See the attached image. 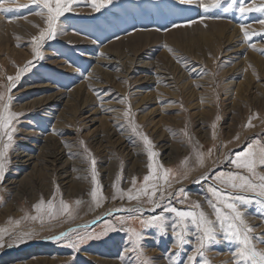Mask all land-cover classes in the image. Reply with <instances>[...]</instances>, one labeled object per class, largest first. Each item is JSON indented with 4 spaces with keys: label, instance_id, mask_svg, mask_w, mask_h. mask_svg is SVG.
Instances as JSON below:
<instances>
[{
    "label": "rangeland",
    "instance_id": "rangeland-1",
    "mask_svg": "<svg viewBox=\"0 0 264 264\" xmlns=\"http://www.w3.org/2000/svg\"><path fill=\"white\" fill-rule=\"evenodd\" d=\"M10 2L28 7L0 13V91L5 90L8 77L33 60L31 38L46 27L30 0ZM253 2L259 5L264 0H245V6ZM238 7L239 0H221L208 11L197 0L190 4L112 0L96 12L82 0L60 19L56 37L41 49L44 59L33 61L11 91V111L22 115L14 121L9 163L0 182V228L9 229L3 238L5 246L0 247V264H187L197 243L194 228L190 227L188 242L178 249L170 227L173 214L164 213L168 228L162 234L140 223L162 209L153 212L152 205L142 203L140 212H129L136 200L112 198L118 174L119 187L127 191L133 177L139 187L149 171L146 146L123 113L130 104L138 131L148 136L158 154L156 162L173 169L176 179L167 191L183 187L187 193L184 203L173 198L171 206L188 209L191 202L199 201L214 218L207 203L211 199L207 187L216 183L213 177L235 171L247 174L225 157L250 143H264V24L259 22L264 12L241 15ZM241 24L250 34H259L245 40ZM109 57L116 62L107 61ZM160 72L171 80L162 81ZM250 117L252 126L246 127ZM85 146L96 161L105 197L99 207L90 196L91 160ZM197 151L204 153L203 166L197 162ZM55 152L60 154L51 161ZM257 170L264 173V167ZM202 175L208 179L196 183ZM72 180L81 189L70 187ZM54 193L57 205L61 198L69 202L72 218L65 214L43 223L21 220L25 214L36 215L33 205L41 198L49 201ZM75 201L82 203L76 206ZM241 210L255 233L264 234V206L253 199ZM109 224L114 230L105 232ZM70 228L94 238L75 249L68 246L69 238L46 239ZM129 229L143 237L142 255L130 251L136 237ZM21 232L32 235L17 242ZM70 237L75 239V234ZM9 243L13 246L8 247ZM257 247L264 249V244ZM233 250L231 242L218 237V242L207 246L204 260L233 264ZM196 264H202L200 257Z\"/></svg>",
    "mask_w": 264,
    "mask_h": 264
},
{
    "label": "snow or ice",
    "instance_id": "snow-or-ice-1",
    "mask_svg": "<svg viewBox=\"0 0 264 264\" xmlns=\"http://www.w3.org/2000/svg\"><path fill=\"white\" fill-rule=\"evenodd\" d=\"M31 4L36 5L38 8L37 14L42 16L45 20L46 27L42 29L38 35L31 38L32 51L34 53L33 60L27 61L22 68H19L14 77H8L9 83L4 85V91H0V182L3 181L6 172V166L9 163L7 156L8 150L13 143L14 133L16 131L14 121L18 120V117L22 113L11 111V102L13 97L11 91L14 89L31 67H33V61L43 60L42 47L46 41L54 39L57 35L58 25L60 19L65 16L66 13L73 11L74 6L82 2V0H30ZM84 3H90L93 11H100L112 2V0H83ZM199 7L205 11L217 8L221 4V0H197ZM235 3V0H233ZM182 4H190L192 0H180ZM27 4H20L10 2V0H0V13H9L13 9L26 8ZM227 10V9H226ZM238 12L241 15H245L250 12H264V3L257 5L251 3L250 6H245V0H239ZM264 24V20L259 21ZM191 23V21L189 22ZM180 25H173V27H179ZM241 31L244 34L245 40H249L251 35H258L259 33L252 32L245 25L241 24ZM167 47V45H165ZM255 48L254 45H252ZM260 50V49H256ZM172 51V49H169ZM264 51V50H262ZM178 61L181 60L177 57ZM122 102H126V98ZM123 116L127 121L131 130L138 135L144 145L146 146V152L148 155L149 163L147 164L148 173L143 177L142 184L136 186V178H132V188L127 191L119 187L121 176L118 174L116 182L113 184L115 193L113 199L136 200L137 205L134 209H128L129 212H140L142 203L152 205V211L156 209H162L159 215L152 216L148 219H142L141 225L144 227H156L163 234L168 228V217L164 213L173 214L171 217V229L172 235L175 237V247L180 248L186 242L190 235V227L195 229L192 233L195 236L197 243L194 246L193 252L187 258V264H196L197 257H200L202 264H206L204 260V254L207 246L213 242H218V237L223 240L231 242L234 246L232 252L233 264H264V249H259L257 244H264V234H256L254 228L249 225L245 219V212L241 210L242 206H246L255 202L264 206V173L258 172L259 167H264V143H250L247 147L241 151L236 152L232 156H226V160H230V163L234 165L236 169H243L247 174H242L239 171L229 172L227 174L220 173L213 177L215 184H210L207 187L208 193L211 194V199L207 201L209 207L212 209V217L206 213L199 201L191 202L188 209H178L175 206H171V199L176 198L180 203H184L188 197L183 187L178 188L175 192L167 191V188L171 187V181L176 179V175L171 168H165L162 164L156 162L155 157L158 155L152 150V142L148 136L138 131V125H136L134 118L131 115V105L124 111ZM219 119V117H218ZM251 117L246 127L251 125ZM215 128V125H213ZM55 131V129L53 130ZM188 135L187 132L184 133ZM215 138V132H213ZM239 137H235L238 139ZM83 141L81 144L83 145ZM85 153L91 160V176L93 188L90 192L92 202L96 207H99L102 201L105 199L103 196L102 186L97 180V172L95 168L96 161L91 156L90 151L85 146ZM71 154V153H70ZM211 149L209 150V155ZM196 159L200 166L204 165V153L196 152ZM188 158L182 164H187ZM184 179L187 178L185 173ZM207 175H202L196 183L207 180ZM179 182V181H177ZM222 185L223 187H218ZM231 189L232 192L227 190ZM58 191V188H57ZM235 193V194H233ZM251 194V196L246 195ZM146 198V199H142ZM165 201H168L165 204ZM2 202V201H0ZM82 201L73 202L78 206ZM36 210V215L30 216L25 214L21 220L28 221H40L43 223L46 219L52 220L57 216L68 215L72 218L73 208L69 202L64 201L62 198L55 203V193L53 198L45 202L43 198L39 202L33 205ZM10 223L19 224L20 220ZM114 230L112 225H106L104 231ZM130 232L136 237L133 241V248L130 251H136L142 255L140 248V241L143 237L137 233L134 229H129ZM9 234L8 228H0V247H4L3 238ZM70 234H75V239H71ZM103 233L99 234L102 235ZM31 232H21L17 234L16 241L23 242L26 238H30ZM62 238H69V245L72 248H78L80 244H83L86 240H90L93 237L91 233H77L75 228H70L65 232H61L58 235L46 237V239L59 241ZM98 238V237H97ZM8 247H12L13 244L9 243ZM143 264H148L144 261Z\"/></svg>",
    "mask_w": 264,
    "mask_h": 264
},
{
    "label": "bare ground",
    "instance_id": "bare-ground-1",
    "mask_svg": "<svg viewBox=\"0 0 264 264\" xmlns=\"http://www.w3.org/2000/svg\"><path fill=\"white\" fill-rule=\"evenodd\" d=\"M223 22H224V21H223ZM216 24H217V23H216ZM223 24H224V23H223ZM225 24H226V23H225ZM225 24H224V25H225ZM214 25H215V24H214ZM218 25H220V22L218 23ZM221 25H222V24H221ZM224 25H223V26H224ZM225 26H227V25H225ZM225 26H224V27H225ZM221 27H222V26H221ZM236 27H237V26H236ZM236 27H235V28H236ZM218 29H219V27H218ZM218 29H217V30H218ZM222 29H223V28H222ZM220 30H221V29H220ZM220 30H219V31H220ZM226 30H227V29H226ZM219 31H217V32H219ZM235 31H236V30H235ZM232 32H233V31H232ZM148 33H149V32H148ZM228 34H229V32H228ZM229 38H230V37H229ZM112 53H113V52H112ZM216 53H217V52H216ZM218 53H219V52H218ZM113 54H114V53H113ZM117 54H118V53H117ZM117 54H116V56H117ZM134 54H136V53H134ZM215 55H216V54H215ZM109 58H110V57H109ZM119 58H120V57H119ZM130 58H131V57H130ZM120 59H121V58H120ZM98 60L100 61V59H98ZM107 61L112 62V63L116 62L115 59H113V57H111V58H110L109 60H107ZM256 61H258V59H257ZM100 63H103V62H100ZM107 63H108V62H107ZM109 64H110V63H109ZM96 65H97V64H96ZM97 67H98V66H97ZM97 67H96V68H97ZM133 69H134V68H133ZM97 70H98V69H97ZM126 70H127V69H126ZM129 70H130V69H129ZM129 70H128V71H129ZM161 70H163V69H161ZM154 71H156V70H154ZM170 71H171V69H170ZM93 72H94V74H95V71H94V70H93ZM98 72H99V71H98ZM133 72H134V71H133ZM250 72H251V71H250ZM99 73H100V72H99ZM125 73H126V72H125ZM157 73H158V71H157ZM169 73H170V72H169ZM126 74H127V73H126ZM181 74H182V73H181ZM167 75H168V74H166V73H161V72L158 74L159 78H160L162 81H165V83H166L167 80H169V79L171 80V78H168ZM176 75H177V74H176ZM184 75H185V74H184ZM97 76H98V75H97ZM100 76H101V75H100ZM180 76H181V75H180ZM251 76H252V74H251ZM251 76H250V78H251ZM94 78H95V77H94ZM94 78H93V79H94ZM101 78H102V77H101ZM124 78H125V77H124ZM250 78H249V80H251ZM137 79H138V78H137ZM137 79H136V80H137ZM93 81H94V80H93ZM97 81H98V80H97ZM173 81H174V80H173ZM248 82H249V81H248ZM97 83H98V82H97ZM170 83H171V82H170ZM173 83H174V82H173ZM173 83H172V84H173ZM171 86H172V85H171ZM79 87H80V86H79ZM133 88H134V87H133ZM133 88H132V89H133ZM136 88L138 89V87H136ZM133 90H134L133 93H134V94H137V93H136L137 90H135V88H134ZM138 93H139V92H138ZM114 129H116V128H114ZM113 131H114V130H113ZM116 131H117V129H116ZM121 136H122V135H121ZM119 139H120V138H119ZM124 139H125V137H124ZM122 141H123V140H122ZM125 141H126V140H125ZM126 142H127V141H126ZM121 143H122V142H121ZM123 143H125V142L123 141ZM119 144H120V143H119ZM121 146H122V145H121ZM127 146H128V145H127ZM58 154H60V153L55 152V153L52 155V160H51V161H55L56 158H57V155H58ZM40 161H41V160H40ZM43 161H44V160H43ZM44 162H45V161H44ZM48 162H49V161H48ZM49 163H50V162H49ZM45 165H47V164H45ZM48 165H50V164H48ZM42 166H43V163L41 164V168H42ZM41 168L38 169V171H39L40 173L42 172ZM44 169H45V168H44ZM44 169H43V170H44ZM44 171H45V170H44ZM44 171H43V172H44ZM52 171H53V170H52ZM40 173H39V174H40ZM39 174H37V175H39ZM44 174H45V173H43V175H44ZM55 176H57V175H55ZM61 180H62V179H61ZM72 181H74V182H73L74 184H73V183L71 184L70 181H69V183H70V187L81 189V187H80L78 181H77V182H76V180H72ZM69 183H68V184H69ZM67 188H68V187H67ZM258 248H259V247H258ZM32 258H33V257H32ZM40 261H41V260H40ZM23 264H24V263H23Z\"/></svg>",
    "mask_w": 264,
    "mask_h": 264
}]
</instances>
